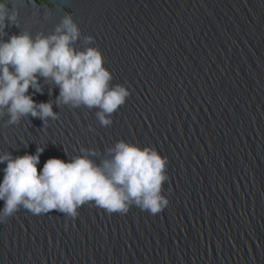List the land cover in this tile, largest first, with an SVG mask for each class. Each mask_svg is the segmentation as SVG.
Here are the masks:
<instances>
[{
  "label": "water",
  "instance_id": "1",
  "mask_svg": "<svg viewBox=\"0 0 264 264\" xmlns=\"http://www.w3.org/2000/svg\"><path fill=\"white\" fill-rule=\"evenodd\" d=\"M7 3L19 15L6 41L50 36L71 15L80 33L73 47L98 48L110 87L130 97L101 127L98 109L55 106L59 88L41 79L43 94H28L52 101L59 119L4 127L5 109L0 152L44 148L39 172L81 147L98 165L120 140L154 147L168 159L161 194L170 204L155 216L84 205L75 220L21 208L0 224V264H264V0Z\"/></svg>",
  "mask_w": 264,
  "mask_h": 264
},
{
  "label": "clouds",
  "instance_id": "2",
  "mask_svg": "<svg viewBox=\"0 0 264 264\" xmlns=\"http://www.w3.org/2000/svg\"><path fill=\"white\" fill-rule=\"evenodd\" d=\"M18 15L7 0L0 3V118L5 109L9 117L3 126L18 125L29 117L44 125L49 119H59L52 101L36 103L28 94L29 89L43 94L41 79H50L59 88L55 106L98 109L96 118L101 127L112 126L110 116L126 104L130 91L120 85L110 87L112 76L103 67L98 48L76 51L73 43L80 33L71 15H65L50 36L33 38L24 32L6 41L5 28L18 27ZM43 151L37 148L34 155L15 158L0 152V164H6L0 182V224L21 208L34 215L56 210L75 220L84 205L104 209L109 215H124L136 206L155 216L170 204L161 194L163 183L169 180L165 172L168 159L154 147L141 149L120 140L106 149L111 158L99 165L89 158L96 152L81 147L67 162L49 158L38 172Z\"/></svg>",
  "mask_w": 264,
  "mask_h": 264
},
{
  "label": "rangeland",
  "instance_id": "3",
  "mask_svg": "<svg viewBox=\"0 0 264 264\" xmlns=\"http://www.w3.org/2000/svg\"><path fill=\"white\" fill-rule=\"evenodd\" d=\"M0 1H2V0H0ZM38 1L43 2V0H38Z\"/></svg>",
  "mask_w": 264,
  "mask_h": 264
}]
</instances>
